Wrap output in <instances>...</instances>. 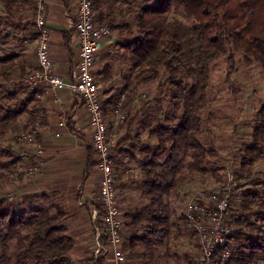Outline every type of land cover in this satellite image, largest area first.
Wrapping results in <instances>:
<instances>
[{
    "label": "trees",
    "instance_id": "1",
    "mask_svg": "<svg viewBox=\"0 0 264 264\" xmlns=\"http://www.w3.org/2000/svg\"><path fill=\"white\" fill-rule=\"evenodd\" d=\"M93 2L94 7H99L107 0ZM10 3L13 4L12 0H7L8 21L13 16ZM179 7L193 19L191 24L170 20L173 9ZM104 17V13L99 12V19ZM134 21V29L124 30L130 40L126 44L119 42V45L129 52L137 71L135 77L150 82L166 75L170 96L178 103L183 102V112L166 116V123L155 116H147L148 123L145 122L143 128L158 138L157 145L141 146L137 141L121 150L131 159L136 158V152L143 155V192L150 199L151 208L147 213L135 215L134 223L143 230L137 239L152 250L170 233L167 197L189 179L178 175L183 152L189 151L192 156L190 174L207 171L204 166L207 154L216 156L197 137L202 129L199 109L207 101L213 63L233 46L245 54L247 62L260 63L264 71V0H158L139 6ZM12 26L20 27L21 24L12 22ZM23 67L15 55L0 56V134L23 113V107L11 101L14 94L8 90L14 76L23 74ZM233 67L230 63L229 84H232ZM108 70L107 65L98 72L103 73V81L108 80L105 73ZM97 75V82L102 81V76L100 80ZM6 97L11 100L5 102ZM156 120L157 124L149 125ZM251 135L252 143L245 144L242 149L241 163L247 171L254 161L264 158V102ZM11 156H15L13 151ZM4 166L0 153V169ZM4 176L0 172V178ZM15 208L7 197L0 198V264L74 263L70 251L75 240L66 234V227L57 216L49 215L43 208L30 207L22 211ZM240 211L239 225L226 244L231 250L230 257L224 259L222 248H218L212 258L213 264H259V260H264V181L258 180L247 190ZM181 218L192 227L185 214ZM144 219H147L145 224L137 221ZM14 241L18 250L12 260L9 252ZM90 261L103 263L95 256Z\"/></svg>",
    "mask_w": 264,
    "mask_h": 264
},
{
    "label": "rangeland",
    "instance_id": "2",
    "mask_svg": "<svg viewBox=\"0 0 264 264\" xmlns=\"http://www.w3.org/2000/svg\"><path fill=\"white\" fill-rule=\"evenodd\" d=\"M3 1L0 0V13ZM157 1L107 0L99 7H94L93 2L95 19L109 26L111 30L107 36L109 42L107 40L105 45L102 44L96 57V65L98 64V72H101L105 66H109L108 72H105L109 76L107 81H103V73L97 72V76L100 79L101 75L100 82L106 83L104 84L106 87L100 89V92L108 126L110 124L111 128L109 132L116 140L113 148H127L131 142L137 141L141 146L157 145L158 138L151 136L149 131L143 128L147 116H155L160 119V122L166 123V116H177L183 112V102L178 103L170 96L169 85L165 81L166 75L150 82L141 81V77L136 78L137 71L129 52L119 45V42L126 44L130 40L124 30L134 29V17L139 6L151 5ZM99 12L104 13L103 19H99ZM34 18L35 8L33 23ZM169 18L170 20L179 19L188 25L193 22L182 7L174 8ZM34 28L36 32L35 24ZM16 48L6 42L2 43L0 54L8 56V53L13 52L14 49L16 51ZM230 63L234 66L232 84L227 81ZM260 66L257 61L247 62L243 52L229 46L228 53L216 60L210 68L207 101L199 109L202 129L197 137L207 149L213 150L216 156L207 154V162L204 163L207 171L190 174L189 165L192 156L189 151L183 152L178 175L188 176L189 179L177 191L171 193L174 201L170 202L169 206H174L175 219L182 217L186 203L196 198L201 192L206 194L220 192L229 195L231 223L236 229L239 225L237 219L240 218V205L244 195L258 180L264 181V158L254 161L250 171L245 170L241 163L243 146L252 143L251 134L257 123L258 111L264 102V71ZM37 68L38 58L34 70ZM24 70L23 67V74L18 75L22 78L23 84L24 77L34 71L26 73ZM24 88L28 90L25 84ZM6 101L9 102V97L5 98ZM158 120L150 122L149 125L154 126ZM16 124L17 121L10 124L4 130L5 132L0 134L1 162L5 164L0 169V172L5 174L0 178V198L7 197L11 205L19 211L30 207L43 208L49 215L57 216L66 227V234L75 240V250L73 248L70 251L73 262L75 260L78 264H92L90 259L94 254V239L85 209V207L89 208V203L84 202V205L78 201L81 207L85 206V210L83 213L77 211L74 205L77 201L72 197H76L77 193L79 196L81 194L76 187L66 185L69 189L64 190L61 187L63 185H50V177L45 176L44 173L45 161L38 156L40 145L37 143V136H27L28 132L22 129L15 131ZM23 134L26 137L22 138ZM31 143H37L36 148H32ZM87 143L89 148L94 150L91 142ZM11 150L15 152V156H11ZM140 157L143 158V155L140 154ZM141 164L142 159L138 163V177L144 178L141 173ZM135 169L137 170L136 167ZM192 229L196 235L193 226ZM195 241L198 245L197 239ZM17 250L16 241H14L9 252L12 260H15ZM259 264H264V260H259Z\"/></svg>",
    "mask_w": 264,
    "mask_h": 264
},
{
    "label": "crops",
    "instance_id": "3",
    "mask_svg": "<svg viewBox=\"0 0 264 264\" xmlns=\"http://www.w3.org/2000/svg\"><path fill=\"white\" fill-rule=\"evenodd\" d=\"M12 3L10 6L13 8V16L9 21L6 18L7 0L2 3L0 44L6 42L17 47L16 51L14 49L8 56L15 55L16 61L24 65V71L27 73L34 70L37 65V37L33 23L34 0H12ZM47 4V21L51 31L49 48L55 73L70 80L78 63L79 38L72 20L77 13L78 0H47ZM12 22L21 26L13 28ZM107 40L109 42L108 37L104 40V45ZM97 65L95 62V75L98 74ZM18 75L14 76L8 86L9 92L14 94L13 100L9 99L20 108L23 107L15 131L22 129L37 136V143L40 145L38 156L45 161L44 173L50 177V185H63L61 187L64 190L72 186L80 191L81 195L77 193L72 199L77 201V204H74L77 211L83 213L86 209L94 239V224L89 208L98 203L101 172L97 164L98 156L94 150L89 149L87 143L91 140L94 128L89 123L84 102L68 88L54 90L39 86L33 90L28 89L30 93L24 88L22 78ZM99 84L100 89L106 87L104 85L106 83L99 81ZM64 118L66 125H59ZM36 144H32V148H36ZM121 150L123 148H114L112 153L117 187L119 186L117 199L124 221L122 235L125 238L123 247L128 257L127 264H197L200 247L195 241L196 235L192 227L186 225L181 218L175 219L174 206H169L170 202L174 201L173 194L166 199L170 220L168 236L154 245L152 250L137 239L143 230L134 223V216L143 211L147 213L151 208V201L144 195L143 178L138 177L141 153L136 152V158L131 159L129 154L121 153ZM13 153L15 154L14 151ZM135 167L137 170H134ZM78 201L80 204L89 203V208L87 209L85 204L81 207ZM182 214H185L184 210ZM137 221L147 223V219ZM93 242L95 249V240ZM90 263L96 264L94 261ZM74 264L78 263L74 260Z\"/></svg>",
    "mask_w": 264,
    "mask_h": 264
},
{
    "label": "built area",
    "instance_id": "4",
    "mask_svg": "<svg viewBox=\"0 0 264 264\" xmlns=\"http://www.w3.org/2000/svg\"><path fill=\"white\" fill-rule=\"evenodd\" d=\"M34 24L37 29L38 68L23 79L28 89L45 86L54 90L68 88L81 97L87 110L89 123L94 128L91 145L98 155L101 178L98 188V205H91L94 224L96 259L102 264H127V253L123 247L124 221L117 199V175L114 167L113 146L116 140L110 135L100 92L101 85L96 80L95 62L103 40L110 34V27L98 22L93 0H78L73 28L79 38L78 63L70 80L55 73L50 55L51 31L48 26L47 0H35ZM59 125H66V119ZM27 136H31L28 133ZM26 135H22V138ZM220 192L200 193L186 203V219L196 231L200 247L197 264H213L212 258L218 248L221 256L228 259L231 250L226 245L234 228L231 223L229 195ZM208 196V197H205Z\"/></svg>",
    "mask_w": 264,
    "mask_h": 264
}]
</instances>
